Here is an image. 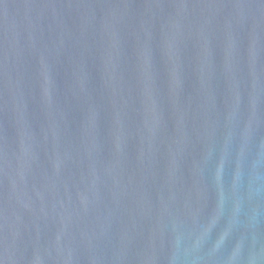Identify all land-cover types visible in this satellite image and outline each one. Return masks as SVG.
<instances>
[{"label":"water","instance_id":"1","mask_svg":"<svg viewBox=\"0 0 264 264\" xmlns=\"http://www.w3.org/2000/svg\"><path fill=\"white\" fill-rule=\"evenodd\" d=\"M0 264H264V0H0Z\"/></svg>","mask_w":264,"mask_h":264}]
</instances>
